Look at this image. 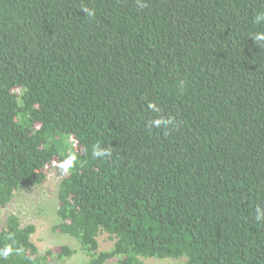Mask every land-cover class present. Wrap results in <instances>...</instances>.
Masks as SVG:
<instances>
[{"label": "trees", "instance_id": "16d2710c", "mask_svg": "<svg viewBox=\"0 0 264 264\" xmlns=\"http://www.w3.org/2000/svg\"><path fill=\"white\" fill-rule=\"evenodd\" d=\"M258 33L264 0H0V209L74 155L58 229L86 264H264ZM35 233L11 214L0 264L75 253Z\"/></svg>", "mask_w": 264, "mask_h": 264}, {"label": "rangeland", "instance_id": "374dc122", "mask_svg": "<svg viewBox=\"0 0 264 264\" xmlns=\"http://www.w3.org/2000/svg\"><path fill=\"white\" fill-rule=\"evenodd\" d=\"M62 178L63 170L58 166L53 167L49 170L47 178L42 184L17 191L11 202L0 209V228L6 225L11 214H16L23 226L36 225L33 241L38 246L40 254L64 244L75 249L73 256L66 261H52L46 264H86L88 259L82 252L79 242L58 229V224L61 222L57 214L58 192ZM100 244L102 249H108L112 247L113 240L107 233H104L100 236ZM185 262L186 258L148 261L150 264H185ZM106 264L118 263L110 260Z\"/></svg>", "mask_w": 264, "mask_h": 264}, {"label": "clouds", "instance_id": "9594fccd", "mask_svg": "<svg viewBox=\"0 0 264 264\" xmlns=\"http://www.w3.org/2000/svg\"><path fill=\"white\" fill-rule=\"evenodd\" d=\"M85 12L89 15L92 14L87 9H85ZM254 38H255V41L261 42V40H264V33H258L254 36ZM149 108H151L153 111H159V109L156 107L154 103H150ZM171 123H173V118L171 117L167 119H155L151 122V124L157 128H159L161 125L167 126L168 124H171ZM92 155L95 158H101V157L110 156L111 152L97 146L96 148H93ZM75 162H76V157L74 155H69L65 160L59 163L58 167L64 172H68L71 168L75 166ZM255 219L257 221H264V210L257 208ZM10 252H11L10 248L5 249L3 252V255L7 256Z\"/></svg>", "mask_w": 264, "mask_h": 264}]
</instances>
